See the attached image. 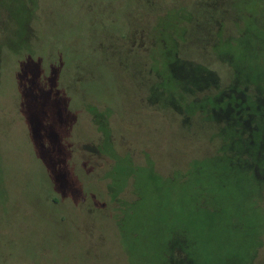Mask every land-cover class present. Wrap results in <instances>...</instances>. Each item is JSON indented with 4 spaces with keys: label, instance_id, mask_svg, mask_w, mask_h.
Masks as SVG:
<instances>
[{
    "label": "rangeland",
    "instance_id": "rangeland-1",
    "mask_svg": "<svg viewBox=\"0 0 264 264\" xmlns=\"http://www.w3.org/2000/svg\"><path fill=\"white\" fill-rule=\"evenodd\" d=\"M179 1L192 18L183 20L179 54L193 66L159 68L156 82L146 73L148 57L116 59L106 46L118 44L136 18L134 0H39L35 56L5 54L0 68V264H169L170 246L180 239L182 249L189 238L173 218L180 211L168 213L174 203L193 221L202 219L190 238L191 264L247 263L253 249L244 241L248 229L236 226L238 213L194 212L204 196L192 197L183 176L190 168L205 186L233 182L227 152L236 143L240 157L255 145L247 170L264 159L263 108L242 123L200 99L211 81L222 86L229 78L223 62L243 74L233 83L248 86V75L264 73V54L255 56L264 45V0H218L242 13L243 34L216 54L205 42L221 19L202 18L203 0ZM221 22L228 38V21ZM210 60L216 77L208 83L198 76H207L200 69ZM217 148L221 159L213 158ZM247 176L237 184L250 183L251 192ZM246 213L264 218V210ZM254 253L251 264H264V231Z\"/></svg>",
    "mask_w": 264,
    "mask_h": 264
},
{
    "label": "flooded vegetation",
    "instance_id": "flooded-vegetation-1",
    "mask_svg": "<svg viewBox=\"0 0 264 264\" xmlns=\"http://www.w3.org/2000/svg\"><path fill=\"white\" fill-rule=\"evenodd\" d=\"M134 1L136 3L135 9L137 14L133 21L132 19L128 21L127 25H130L128 29L129 31L127 29L125 30L119 38L118 44H106V46L109 45L114 57L117 59L124 57L122 54H126L132 55L134 60H136L137 54L142 53L145 57L149 58V62H151L152 65L151 71L148 70L146 73L153 74L152 72H154L156 82L159 78L157 75L160 71L159 68L169 66L172 72L174 71L173 67L179 64H190L193 66L190 60H187L186 58L181 59V54H179L181 33L184 32L183 20H192L191 17L185 16L187 5L181 3L179 0H169L168 5L165 8H162L161 5L163 0ZM218 2V0H203L200 2V5L202 3V6L205 8L202 12V18L212 20L221 19L218 21L219 23L215 20L213 21L215 22L214 29L218 25L219 28L209 36V41L205 42L212 54H216L220 49V46L225 47L224 44L235 43V37L238 33L243 34L242 13L238 9H232L228 2L217 6L216 3ZM230 10L233 13L232 20H230L228 14ZM219 13L222 14V17L217 16ZM224 19L228 21V27L230 29V35L228 38L223 37V30L227 27L221 22ZM262 35L263 33L261 36ZM254 38V40L260 41L257 36H254ZM107 40L111 41V38H107ZM156 52H159L160 57L156 55ZM263 54L264 45H260L255 56L258 60H261ZM220 62H222V60ZM223 63H225L223 65L226 67L225 70L229 72V78L222 86H219L217 81H211L216 77V71L215 68H213L214 63H211V60L210 62H206V65L202 67L203 69H200V71L202 70L203 75H207L203 77L198 76L200 80L206 78L208 83L211 81L208 86L213 83L208 89H204V91L201 92L204 94L200 95V99L216 103L215 107L212 109L214 114L216 113V110H226L230 115L235 117L238 122L241 121L243 123L245 117L247 119L251 118L254 116L252 113H259L261 108L264 110V104H262V102H264V90L261 89V84H263L261 79L263 78L264 73H258L257 77L248 75L246 79L248 86H246L243 81L233 83L237 78H243V74L240 72V69H236L234 65H230V63L227 62ZM230 73H232V77ZM230 79L232 82H229ZM253 85L257 88V94L253 93L254 91L251 87ZM157 89L162 93L163 91H166V89L161 86ZM216 94H218L217 98ZM196 100L197 99L194 101ZM179 101L182 103L181 99ZM253 101L261 102V105L253 107V105H250ZM247 102L248 105L246 106ZM200 109L205 112V107H201ZM179 113L182 114L181 111H179ZM204 115H206V113ZM257 177H259V175Z\"/></svg>",
    "mask_w": 264,
    "mask_h": 264
},
{
    "label": "trees",
    "instance_id": "trees-1",
    "mask_svg": "<svg viewBox=\"0 0 264 264\" xmlns=\"http://www.w3.org/2000/svg\"><path fill=\"white\" fill-rule=\"evenodd\" d=\"M39 8V0H0V68L3 64L4 55H8V57H15L24 59L25 57L33 58L36 52V20L37 13ZM253 123V122H252ZM240 143L234 144L233 147L229 149L227 154L229 155V160L231 167L228 171H230L229 175L234 180L231 183L224 181L223 179H217L212 183L208 182L205 185L200 184L201 181L198 178L199 171L197 169L187 168L185 170L183 180L187 186H190L192 197L204 196L202 201H197L199 206L194 208V212L201 214H209L212 218H215L216 213H225V212H236L235 218L238 219L236 226H244L248 229L246 239L244 240L248 246L252 247L253 251L250 255L246 264H251V261L254 257V250L256 247L260 245V236L264 231V218L260 220V218H251L248 216L246 212H256L264 210V159L259 160L257 164L250 163V168L247 170L246 161L254 162L252 149L255 145H251L249 147V152L247 156L240 157V148L237 145ZM222 146V143H221ZM237 147V150L233 148ZM215 157L216 159H221V153L223 150L219 148L215 149ZM239 155V157H237ZM237 157V158H236ZM239 158V159H238ZM214 159V161L216 160ZM238 159L236 161L233 160ZM250 159V160H249ZM204 161H201V169L204 168ZM209 160H206V164ZM200 170V169H199ZM263 171V172H262ZM242 172V173H240ZM262 172V173H261ZM263 174L262 178L259 176V184H258V175ZM248 174V176H247ZM243 175L252 179L251 184L254 188L251 187V192L248 191V185L250 183L246 182V186L242 188L238 183V179ZM194 179V180H193ZM192 180L195 184L192 183ZM145 182V181H144ZM208 185L211 186V191H209ZM174 184H171V188ZM208 191L210 195H208ZM164 197L168 201L170 200L169 193H163ZM163 201V200H161ZM196 202V200H195ZM212 205L214 210L213 213H210L209 206ZM161 204V203H159ZM167 205V207H168ZM180 205L173 204V210H169V214H176V211H180V214L174 215L175 218L181 225L184 226V232L189 236L187 240H183V248L178 245L180 243V239L170 246L172 252L166 253L165 258H168L169 264H191L192 260L190 259L194 248L192 247V235L193 230L197 229L198 217L194 218V221L185 215ZM199 214V213H198ZM240 214H243L240 216ZM179 215H183L180 217ZM208 217V216H207ZM163 218V217H162ZM223 226H227V222L223 224ZM263 226L261 229H256ZM182 231V233L184 234ZM171 232L168 233V236H171ZM184 234V235H185ZM191 238V239H190ZM182 242V241H181ZM183 250V255L181 256L179 249Z\"/></svg>",
    "mask_w": 264,
    "mask_h": 264
}]
</instances>
